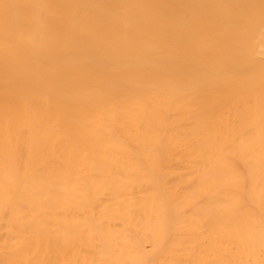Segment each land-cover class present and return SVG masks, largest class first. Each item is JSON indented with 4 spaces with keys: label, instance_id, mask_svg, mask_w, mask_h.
<instances>
[{
    "label": "bare ground",
    "instance_id": "bare-ground-1",
    "mask_svg": "<svg viewBox=\"0 0 264 264\" xmlns=\"http://www.w3.org/2000/svg\"><path fill=\"white\" fill-rule=\"evenodd\" d=\"M0 264H264V0H0Z\"/></svg>",
    "mask_w": 264,
    "mask_h": 264
}]
</instances>
